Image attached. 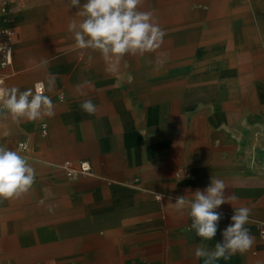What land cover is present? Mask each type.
<instances>
[{
	"label": "crops",
	"instance_id": "0c3cea01",
	"mask_svg": "<svg viewBox=\"0 0 264 264\" xmlns=\"http://www.w3.org/2000/svg\"><path fill=\"white\" fill-rule=\"evenodd\" d=\"M141 10L154 12L164 42L143 56L125 55L116 74L98 52L78 58L69 0H12L0 16L15 32L0 88L24 91L56 77L46 93L54 117L14 122L0 110V145L20 151L37 173L28 194L0 200V264H204L196 247L213 249L239 207L251 209L245 227L253 244L214 264H264V0H144ZM226 21L243 24L229 33ZM226 35L235 37L232 63L217 56L180 77L179 66L157 62L163 46L186 53L172 55L178 60ZM87 99L94 115L80 107ZM84 162L89 173L70 178L62 169ZM212 176L236 199L216 210L223 213L217 235L203 241L171 203L204 190Z\"/></svg>",
	"mask_w": 264,
	"mask_h": 264
},
{
	"label": "clouds",
	"instance_id": "9594fccd",
	"mask_svg": "<svg viewBox=\"0 0 264 264\" xmlns=\"http://www.w3.org/2000/svg\"><path fill=\"white\" fill-rule=\"evenodd\" d=\"M144 0H69V7L77 9L67 30L74 39L78 58L85 55L91 60V53L98 52L105 62V71L116 74L125 55L143 56L154 52L164 42L166 32L160 27L153 11H142ZM3 45H0V49ZM47 60L41 61L46 66ZM53 75L46 82H37L34 88L21 91L18 87L0 88V110H6L14 121H39L55 116V105L46 93L55 90ZM84 84H89L84 81ZM80 87V86H78ZM83 94V93H82ZM62 99V97H61ZM81 109L89 115L96 113V105L91 99L84 100ZM9 133L4 131V135ZM36 170L28 158L20 151L0 145V200L18 199L28 194L36 182ZM228 186L221 179L211 177L204 190L196 189L189 196H177L172 206L180 212H187L191 218V229L203 241L213 240L219 230L223 213L216 211L221 205L235 200V195L225 197ZM161 200L162 195L156 194ZM171 200V197H169ZM44 204V200L39 202ZM48 211L54 208L49 205ZM251 209L234 208L231 223L221 232L222 240L213 249L205 244L196 247L194 255L203 258L204 264H214L221 258H229L237 253L243 254L253 244V237L245 225L249 223ZM54 264V261L51 262Z\"/></svg>",
	"mask_w": 264,
	"mask_h": 264
},
{
	"label": "rangeland",
	"instance_id": "374dc122",
	"mask_svg": "<svg viewBox=\"0 0 264 264\" xmlns=\"http://www.w3.org/2000/svg\"><path fill=\"white\" fill-rule=\"evenodd\" d=\"M213 23V22H211ZM214 23H220L214 21ZM243 21H232V22H225V28L227 31L230 33L232 30L231 28H238L242 26ZM224 38V44L221 47L220 44L221 39ZM235 37L233 35H226L224 37L221 36H211V44L208 46L209 49L207 51H204L203 48H198L192 52V54L187 55L186 57L180 58L178 60L177 57L173 58L174 55H186V53L182 52H170L169 46H163V49L161 51H157V62L158 60H163L165 61L166 64H171V66H179L177 67L178 75L181 77H187L191 76L192 74L189 73L191 71V65L194 66V71H195V66L198 64H202L203 62L210 63L212 65V61H216L217 56L221 57L223 61H227V63H232V60H234V55L236 52L231 49L230 45L235 48L233 45L232 41ZM240 40L242 41L243 44H249V37L248 36H240ZM179 40V43L177 45L178 48H181L184 44V37H177ZM201 39V37H195L196 43H198V40ZM231 42V43H230ZM228 69V68H227ZM174 70V68H173ZM176 70V69H175ZM198 70H201V68H198ZM214 68H209L210 75L212 72H214ZM227 71V70H226Z\"/></svg>",
	"mask_w": 264,
	"mask_h": 264
},
{
	"label": "built area",
	"instance_id": "2783aa9c",
	"mask_svg": "<svg viewBox=\"0 0 264 264\" xmlns=\"http://www.w3.org/2000/svg\"><path fill=\"white\" fill-rule=\"evenodd\" d=\"M11 1L12 0H0V16H5L8 13ZM14 39H15L14 30L7 26L0 25V45H3V48L0 49L1 68L10 67L13 63ZM18 148L21 151H26L27 145L25 143H20ZM62 169L66 172L67 176L70 178L81 173L90 172V166L86 162L81 163L78 168L73 167L71 163H65L62 165ZM260 240L264 245V225L260 228Z\"/></svg>",
	"mask_w": 264,
	"mask_h": 264
},
{
	"label": "bare ground",
	"instance_id": "6f19581e",
	"mask_svg": "<svg viewBox=\"0 0 264 264\" xmlns=\"http://www.w3.org/2000/svg\"><path fill=\"white\" fill-rule=\"evenodd\" d=\"M247 32V31H246Z\"/></svg>",
	"mask_w": 264,
	"mask_h": 264
}]
</instances>
